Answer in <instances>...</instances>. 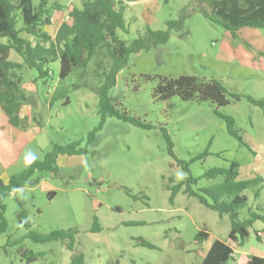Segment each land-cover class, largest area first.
Wrapping results in <instances>:
<instances>
[{
  "label": "rangeland",
  "instance_id": "obj_1",
  "mask_svg": "<svg viewBox=\"0 0 264 264\" xmlns=\"http://www.w3.org/2000/svg\"><path fill=\"white\" fill-rule=\"evenodd\" d=\"M40 1L33 0V5L38 7ZM80 1L48 0V4L66 8ZM189 4L190 0H138L125 14L129 34H119L131 42L147 27L164 31L167 22L179 20ZM67 20L66 11H54L52 25L45 30L55 36ZM13 59H17L14 53ZM99 61L103 67L109 64L104 55ZM50 70L44 80L35 70L25 71L28 87L35 80L39 88L30 95L28 106L33 121L42 120L44 128L38 140L42 150L32 145L17 170L42 160L54 145L79 142L85 148L89 134L101 121L94 88L104 83L107 69L98 70L95 60L84 78L77 73L65 80L60 79L59 62L51 64ZM184 75L220 80L244 98L224 108L210 101L154 98L160 78ZM78 84L82 86L75 89ZM57 90L67 92L68 105L65 97L49 105ZM248 96L264 102V29L243 28L234 38L201 13H194L166 44L132 55L120 72L109 97L120 114L127 113L130 122L108 119L87 155H60L56 174H44L45 183L30 182L7 199L8 231L0 237V264H70L74 254H83L86 264H201L204 247L196 242L198 233L211 235L206 246L215 239L227 241L231 220L184 194L185 186L171 203L169 187L192 176L198 181L194 191L213 188L223 183L224 177L209 180L205 174L215 168L229 169L233 162L240 166L238 180H264L255 158L257 152L264 154V106L249 102ZM216 111L234 120V130L245 145L229 133L226 121ZM165 132L175 158L169 154ZM179 162L187 165L190 174ZM245 194L248 203L239 211L240 220L249 218V210L264 214V181ZM23 211L30 230L20 224ZM96 218L101 227L98 233L92 232ZM68 230L78 233L73 252L60 241L36 243L25 238L29 231L49 235ZM140 239L155 249L139 246ZM251 247L247 240L240 248L249 251ZM25 251L40 256L29 263Z\"/></svg>",
  "mask_w": 264,
  "mask_h": 264
},
{
  "label": "trees",
  "instance_id": "obj_2",
  "mask_svg": "<svg viewBox=\"0 0 264 264\" xmlns=\"http://www.w3.org/2000/svg\"><path fill=\"white\" fill-rule=\"evenodd\" d=\"M137 1L81 0L79 4L71 3L65 8L59 4L49 7L48 0H41L38 7L33 5V0H0V107L12 126L22 130L30 126V120L21 117L23 107L31 103V96L23 87L26 81V70L37 71L39 78L44 80L50 76L51 64L59 62L60 79L65 80L77 73L79 77L84 78L90 64L95 60L98 70L107 69L104 73L106 77L104 83L94 88L99 98L98 114L101 121L95 131L89 134L85 148H82L79 142L67 146L54 145L52 150L45 153L42 160H34L23 172L12 176L8 183L0 179V237L8 231L5 216L8 198L32 181L35 184L42 183L44 174H56L57 159L60 155H87L90 147L94 145L96 133L103 129L108 119L124 118L126 121H131L127 113L120 114L116 110L109 93L115 88L120 72L128 66L132 55L166 44L173 32L178 33L183 30L187 19L197 12L211 23L229 31L234 38H238V32L243 28L264 29V0H190L189 6L179 20L167 22L166 30L154 31L147 27L143 34L140 33L136 39L127 42L121 38L119 32L129 34L125 14L131 8V4ZM54 11H66L69 20L63 22L56 35L52 36L45 28L52 25ZM24 35L33 39H28ZM12 53L18 57L19 61L12 60ZM102 55L109 58V64L106 67H103L102 62L99 61ZM160 80L161 83L154 90L153 96L164 102L178 97L186 102L210 101L217 108H224L244 98L228 90L217 79L205 80L184 75L176 79L160 78ZM81 86L74 85V88L79 89ZM60 97H65L66 105L69 104L67 92L61 90L55 92L52 104ZM246 98L254 105L264 106V102H257L250 96ZM216 114L226 121L229 133L245 145L242 137L234 130V120L218 111ZM135 126H141V124L135 123ZM165 138L169 143V154L175 158L172 141L166 132ZM206 155L208 154L205 153ZM179 165L190 174L186 164L179 162ZM239 168V164L233 162L229 169L209 170L205 174V178L209 180L224 177V182L213 188L194 191L193 185H197L198 181L192 176H189L184 183L169 187L172 191L171 203L185 186L184 194L197 198L201 205L221 217L228 216L231 220L229 239L214 241L201 264L231 262L233 264H264V258L254 255L241 254L238 257H232L234 252L230 243L236 242L239 247L244 246L254 224L264 223V214L254 210H249L248 219L240 220L239 211L246 208L248 203L245 192L264 180L261 177L238 180ZM259 193L260 189L255 193L256 199ZM50 195L54 196V194ZM19 217L20 224L30 230L27 212H21ZM100 231L101 227L96 218L92 232ZM77 234L73 230L54 231L49 235L29 231L25 238L36 243L60 241L73 252ZM209 237L210 234L207 231H200L196 242L203 245ZM257 240L264 242L261 233H257ZM138 244L155 249L154 245L145 240L140 239ZM25 255L28 256L29 263L40 256L31 251H25ZM70 264H86L84 255L74 254Z\"/></svg>",
  "mask_w": 264,
  "mask_h": 264
},
{
  "label": "crops",
  "instance_id": "obj_3",
  "mask_svg": "<svg viewBox=\"0 0 264 264\" xmlns=\"http://www.w3.org/2000/svg\"><path fill=\"white\" fill-rule=\"evenodd\" d=\"M11 58L12 60H15L13 59V53L11 54ZM15 61H19L18 57ZM23 87L26 92L31 96H33L39 90L38 86L35 84V80L33 81V84L29 87L26 80ZM49 105L52 106V100ZM21 117L28 118L30 120V126L26 130H22L20 128L12 126L9 122L8 117L5 115V113L0 107V179H2L5 183H8L12 176L20 174L25 170L24 168V170H21L20 168L17 170V168L22 160V157L32 145L37 144L36 149L40 151L42 150V147H40V145L42 146V144L38 142L40 136L43 133L44 128L42 120L39 122L33 121V110L28 105L23 107L21 111ZM255 158L258 162V165H260L261 167L259 170L264 173V154L261 155L257 152L255 153ZM43 180L45 183V178ZM257 233H261L264 239V223H255L253 229L250 231V237L248 241L250 240V242H252L251 250L248 251L238 247L236 251V257L241 254H247L264 258V242H259L257 240ZM216 240L218 239H215V241ZM209 241H211V235L209 237V240L205 242V246L203 244V255L201 256L202 261L206 257L207 252L209 251L212 245L210 244L209 246H206Z\"/></svg>",
  "mask_w": 264,
  "mask_h": 264
},
{
  "label": "built area",
  "instance_id": "obj_4",
  "mask_svg": "<svg viewBox=\"0 0 264 264\" xmlns=\"http://www.w3.org/2000/svg\"><path fill=\"white\" fill-rule=\"evenodd\" d=\"M42 182H44V180H42ZM230 246L232 247V249H233V254H232V257H236V254H237V249H238V247H239V244L238 243H236V242H231L230 243Z\"/></svg>",
  "mask_w": 264,
  "mask_h": 264
},
{
  "label": "water",
  "instance_id": "obj_5",
  "mask_svg": "<svg viewBox=\"0 0 264 264\" xmlns=\"http://www.w3.org/2000/svg\"><path fill=\"white\" fill-rule=\"evenodd\" d=\"M30 184H31V185H34L35 183H34V181H32Z\"/></svg>",
  "mask_w": 264,
  "mask_h": 264
}]
</instances>
